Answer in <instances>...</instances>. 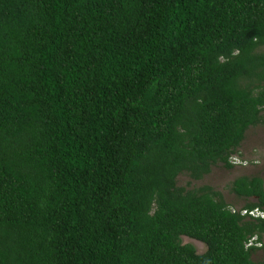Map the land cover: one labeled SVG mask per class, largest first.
Here are the masks:
<instances>
[{"label": "trees", "instance_id": "trees-1", "mask_svg": "<svg viewBox=\"0 0 264 264\" xmlns=\"http://www.w3.org/2000/svg\"><path fill=\"white\" fill-rule=\"evenodd\" d=\"M258 126L264 0H0V264H264L260 176L177 186Z\"/></svg>", "mask_w": 264, "mask_h": 264}, {"label": "rangeland", "instance_id": "rangeland-1", "mask_svg": "<svg viewBox=\"0 0 264 264\" xmlns=\"http://www.w3.org/2000/svg\"><path fill=\"white\" fill-rule=\"evenodd\" d=\"M245 165L235 163L230 170L221 166L212 169L210 175L205 176L200 181H192L186 175H180L177 178V186L183 188H198L207 185L222 194L225 203L229 207L239 209L244 207L248 202H256L254 199L237 198L229 192L230 184L241 176H260L264 180V126H258L246 133L245 140L236 155ZM183 243L191 244L196 251L202 252L203 246L195 241L183 239ZM262 248L254 256V259H260L264 255V235L261 239Z\"/></svg>", "mask_w": 264, "mask_h": 264}, {"label": "built area", "instance_id": "built-area-1", "mask_svg": "<svg viewBox=\"0 0 264 264\" xmlns=\"http://www.w3.org/2000/svg\"><path fill=\"white\" fill-rule=\"evenodd\" d=\"M231 164L235 165V163H240L241 165H245L246 162H241L237 157L232 158V161H230ZM241 214L243 216H248L251 217L253 219H262L264 220V213L261 212L260 210H252V211H242Z\"/></svg>", "mask_w": 264, "mask_h": 264}, {"label": "clouds", "instance_id": "clouds-1", "mask_svg": "<svg viewBox=\"0 0 264 264\" xmlns=\"http://www.w3.org/2000/svg\"><path fill=\"white\" fill-rule=\"evenodd\" d=\"M253 240H255V239L253 238L250 242H253Z\"/></svg>", "mask_w": 264, "mask_h": 264}]
</instances>
